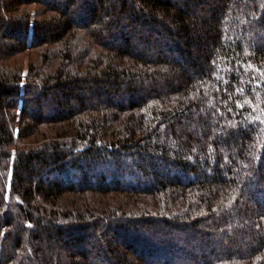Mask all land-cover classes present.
I'll use <instances>...</instances> for the list:
<instances>
[{
	"label": "trees",
	"instance_id": "obj_1",
	"mask_svg": "<svg viewBox=\"0 0 264 264\" xmlns=\"http://www.w3.org/2000/svg\"><path fill=\"white\" fill-rule=\"evenodd\" d=\"M0 264H264V0H0Z\"/></svg>",
	"mask_w": 264,
	"mask_h": 264
},
{
	"label": "rangeland",
	"instance_id": "obj_2",
	"mask_svg": "<svg viewBox=\"0 0 264 264\" xmlns=\"http://www.w3.org/2000/svg\"><path fill=\"white\" fill-rule=\"evenodd\" d=\"M25 65H26L25 67L27 68L28 67V60H26V64Z\"/></svg>",
	"mask_w": 264,
	"mask_h": 264
}]
</instances>
